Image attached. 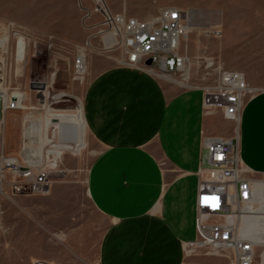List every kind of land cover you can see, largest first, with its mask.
I'll list each match as a JSON object with an SVG mask.
<instances>
[{
    "label": "rangeland",
    "instance_id": "rangeland-1",
    "mask_svg": "<svg viewBox=\"0 0 264 264\" xmlns=\"http://www.w3.org/2000/svg\"><path fill=\"white\" fill-rule=\"evenodd\" d=\"M105 1L112 11H121L124 6L128 15L138 18L153 16L162 6H179L192 11L193 19L189 15L192 30L183 44L191 60V77L181 85L177 80L182 76L163 78L139 69L158 82L177 89L198 85L204 82L200 80V61L210 58L224 69L242 71L251 86L264 89V0ZM92 9L91 0H0V39H4V47L0 48V87L7 94L22 93L21 106L8 111L0 126L1 152L20 159L31 157L30 150L36 148L37 141L34 135L24 134L31 119L39 120V135L46 140L45 130L52 127L56 116L68 112L79 115L85 92L95 78L112 67H128L118 63L115 52L103 53L95 48L100 45L98 39L90 35L91 31L83 23L84 13ZM199 10L209 14L211 25L200 24ZM18 35L23 37L24 46L23 55L20 54L17 60L15 44ZM87 41L90 46L86 45ZM81 48L86 50V57L79 73L75 59ZM250 98L243 102L237 130L233 121L223 120L217 114L207 116L208 126L215 133L237 139L240 153L243 147L240 139L246 131L248 119V113L243 110ZM79 122L78 116V125ZM48 134L51 142L43 144L44 150L58 141L56 131L50 129ZM30 139L34 141L30 143ZM81 141L75 151H56L58 159L55 162L48 154L47 163L50 160L54 167H50L51 181L46 194L7 198L0 195V212L4 215L0 222V238L4 240V236H10L7 242L11 247L17 239L24 238L23 243H16L15 249H10L13 258H20L17 260L19 264L28 254L33 260L54 264H98L100 239L109 222L90 203L86 177L89 164L102 145L86 126ZM27 152L30 155L26 156ZM43 154L45 159V152ZM246 176L264 183V174L247 172ZM50 188L52 192H62L59 201L56 194H53V200L48 199ZM27 204L35 209L32 218L26 216ZM41 208L46 209L43 221L35 217ZM79 234L84 240L77 241ZM0 253L3 254V249ZM1 260L2 257L0 264ZM222 264H228L227 260Z\"/></svg>",
    "mask_w": 264,
    "mask_h": 264
},
{
    "label": "crops",
    "instance_id": "crops-1",
    "mask_svg": "<svg viewBox=\"0 0 264 264\" xmlns=\"http://www.w3.org/2000/svg\"><path fill=\"white\" fill-rule=\"evenodd\" d=\"M186 13L193 19L191 10ZM95 79L79 107L78 147L85 126L102 145L86 177L90 203L109 222L98 264H222L220 255H191L183 248L196 236L195 197L205 166L202 138L219 134L202 112V91L162 84L132 67H112ZM243 112L248 119L241 159L251 173L264 174V89L246 102ZM48 194L49 200L56 194L59 201L62 192L50 188ZM33 210L25 206L27 218ZM44 210L35 217L43 221ZM7 238H0L1 264H19L10 249L24 238L12 247ZM32 260L28 254L20 264Z\"/></svg>",
    "mask_w": 264,
    "mask_h": 264
},
{
    "label": "built area",
    "instance_id": "built-area-1",
    "mask_svg": "<svg viewBox=\"0 0 264 264\" xmlns=\"http://www.w3.org/2000/svg\"><path fill=\"white\" fill-rule=\"evenodd\" d=\"M91 1L93 9L84 13L83 23L98 39L100 45L95 48L115 52L118 63L158 77L182 76L178 82L172 81L185 85L182 81L191 77V60L183 44L192 30L186 10L162 6L153 16L138 18L128 15L124 6L114 12L105 0ZM86 45L91 44L87 41ZM85 57L86 50L79 49L77 70L82 69ZM200 62L204 82L189 87L202 91L203 114H219L235 127L244 100L258 89L247 82L242 71L224 69L210 58ZM19 107L18 92L0 93V126L7 112ZM202 146L206 165L199 170L195 197L196 236L184 243L185 253H213L230 264H264V197L254 191L252 179L246 176L251 170L241 159L237 139L208 134L203 136ZM48 159L45 155V159L29 163L27 157L0 151V195L46 194L52 173ZM30 264L54 263L33 260Z\"/></svg>",
    "mask_w": 264,
    "mask_h": 264
},
{
    "label": "bare ground",
    "instance_id": "bare-ground-1",
    "mask_svg": "<svg viewBox=\"0 0 264 264\" xmlns=\"http://www.w3.org/2000/svg\"><path fill=\"white\" fill-rule=\"evenodd\" d=\"M186 19L189 22V15H187V13H186ZM18 36L19 37H17L16 44H15V52H16L15 59L17 60L20 58L19 55L22 54L23 52L22 50L24 46L23 37L21 35H18ZM3 43H4V39H0V48L4 47ZM77 72L79 73L82 72V69L77 70ZM0 93L5 95L6 91H3L2 88L0 87ZM18 96H19V101L21 102L22 93L18 92ZM78 116L79 115L76 114L75 112L73 113L68 112L64 115L56 116L55 121L52 122V127L48 128V130H45L46 140H43L41 135H39V132L41 130L39 120L31 119L30 125L27 127L24 134L25 136L34 135V139L37 141V145H36V148L30 150L31 157L29 158L27 157L28 158L27 161L29 163H37L40 161V158L42 157V155H44L43 153L45 152V155L51 154L53 157L52 160L55 162L58 159V154L56 153V151L58 150L75 151L79 144L78 142V139H79L78 137V131H79ZM235 125H236V130H237L238 121L235 123ZM50 129H53L54 131H56L57 136H58V141L56 143L51 144L49 149L44 150L43 144L45 145L51 142V140L49 139V134H48ZM33 141H34L33 139H30L29 142L32 143ZM25 155L28 156L30 154L27 152V154ZM32 157H35V158H32ZM48 164L50 165V167H54V163H48ZM252 186H253L254 191L256 193H259L258 194L259 196L264 197V183L260 181H253ZM207 254H213V253H207Z\"/></svg>",
    "mask_w": 264,
    "mask_h": 264
},
{
    "label": "water",
    "instance_id": "water-1",
    "mask_svg": "<svg viewBox=\"0 0 264 264\" xmlns=\"http://www.w3.org/2000/svg\"><path fill=\"white\" fill-rule=\"evenodd\" d=\"M198 12H199L200 17L202 18V22L200 23L201 25L208 26V25H211L212 24V23L209 24L210 23L209 20H208L209 14L207 12H204L202 10H199ZM149 63H150V60H147L146 61V64H149Z\"/></svg>",
    "mask_w": 264,
    "mask_h": 264
}]
</instances>
